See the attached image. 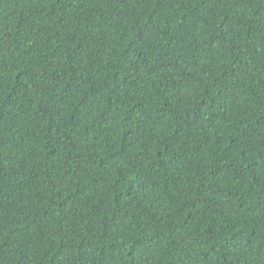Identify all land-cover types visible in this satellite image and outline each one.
Instances as JSON below:
<instances>
[{
  "label": "trees",
  "instance_id": "obj_1",
  "mask_svg": "<svg viewBox=\"0 0 264 264\" xmlns=\"http://www.w3.org/2000/svg\"><path fill=\"white\" fill-rule=\"evenodd\" d=\"M0 264H264V0H0Z\"/></svg>",
  "mask_w": 264,
  "mask_h": 264
}]
</instances>
